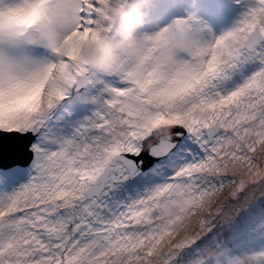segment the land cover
Here are the masks:
<instances>
[{"label": "snow or ice", "instance_id": "obj_1", "mask_svg": "<svg viewBox=\"0 0 264 264\" xmlns=\"http://www.w3.org/2000/svg\"><path fill=\"white\" fill-rule=\"evenodd\" d=\"M192 2L96 71L73 47L123 0H0V264L227 256L219 226L264 199V0Z\"/></svg>", "mask_w": 264, "mask_h": 264}, {"label": "clouds", "instance_id": "obj_2", "mask_svg": "<svg viewBox=\"0 0 264 264\" xmlns=\"http://www.w3.org/2000/svg\"><path fill=\"white\" fill-rule=\"evenodd\" d=\"M147 0H123L111 14L113 31L110 35H101L98 39L81 47L76 43L73 51L77 58L87 63L93 70L106 71L115 68L122 55L140 61L149 47L142 38L138 27L143 25L146 13L142 5ZM82 104H91V96L77 98ZM216 264H264V244L255 249L240 251L231 257L225 253L214 256Z\"/></svg>", "mask_w": 264, "mask_h": 264}, {"label": "rangeland", "instance_id": "obj_3", "mask_svg": "<svg viewBox=\"0 0 264 264\" xmlns=\"http://www.w3.org/2000/svg\"><path fill=\"white\" fill-rule=\"evenodd\" d=\"M142 7L146 16L143 25L138 27V31L141 34H150L157 28L170 24L175 17L184 15L186 9L191 10L193 2L192 0H147ZM200 11L202 15H207L203 7L200 8ZM228 23V21H225L222 25L218 24L216 31L219 33L221 27H228ZM93 107L92 105L77 102L75 105L77 118H83L89 115L90 109ZM262 215H264V199L254 202L247 208L241 209L227 224H221L219 226L222 232L223 247L226 250L227 256L231 257L236 254L235 250L246 251L255 249L254 245H250L249 242H244L242 245L241 242L246 238L245 229ZM262 234L259 230L251 233L250 238L252 239V244L255 242L258 243L257 245H261L264 242Z\"/></svg>", "mask_w": 264, "mask_h": 264}, {"label": "trees", "instance_id": "obj_4", "mask_svg": "<svg viewBox=\"0 0 264 264\" xmlns=\"http://www.w3.org/2000/svg\"><path fill=\"white\" fill-rule=\"evenodd\" d=\"M247 228V227H246ZM255 230H259V232L261 231L263 234H262V238L264 237V215H262V216H260V217H258L257 219H255V221H254V223L253 224H251L250 226H248V228L247 229H245V234H246V238H245V240H243L242 242H241V245L245 242V243H248L249 242V244L250 245H254V247L256 248V247H258L259 245H257L258 243H255L254 242V244H252V239L250 238V236H251V233H253ZM262 244H264V242L262 243ZM243 248V247H242ZM245 248V247H244ZM246 249V248H245ZM236 251V253L237 252H240V251H242V250H235Z\"/></svg>", "mask_w": 264, "mask_h": 264}]
</instances>
